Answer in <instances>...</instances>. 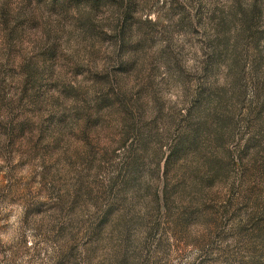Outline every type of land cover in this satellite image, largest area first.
I'll list each match as a JSON object with an SVG mask.
<instances>
[{
  "label": "rangeland",
  "instance_id": "1",
  "mask_svg": "<svg viewBox=\"0 0 264 264\" xmlns=\"http://www.w3.org/2000/svg\"><path fill=\"white\" fill-rule=\"evenodd\" d=\"M0 0V264H264V0Z\"/></svg>",
  "mask_w": 264,
  "mask_h": 264
},
{
  "label": "trees",
  "instance_id": "2",
  "mask_svg": "<svg viewBox=\"0 0 264 264\" xmlns=\"http://www.w3.org/2000/svg\"><path fill=\"white\" fill-rule=\"evenodd\" d=\"M133 1H134V0H122L121 4H123L124 7L127 6V7H126V14L129 13V11H128V6H129V4L132 5V2H133Z\"/></svg>",
  "mask_w": 264,
  "mask_h": 264
}]
</instances>
